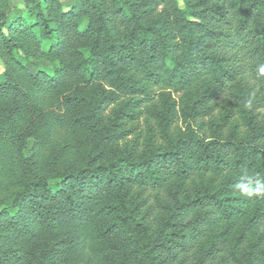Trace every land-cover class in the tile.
Returning <instances> with one entry per match:
<instances>
[{"label": "trees", "instance_id": "16d2710c", "mask_svg": "<svg viewBox=\"0 0 264 264\" xmlns=\"http://www.w3.org/2000/svg\"><path fill=\"white\" fill-rule=\"evenodd\" d=\"M27 7L0 39L48 40L59 64L0 79V264H264V0ZM52 87L64 102L42 111Z\"/></svg>", "mask_w": 264, "mask_h": 264}, {"label": "rangeland", "instance_id": "374dc122", "mask_svg": "<svg viewBox=\"0 0 264 264\" xmlns=\"http://www.w3.org/2000/svg\"><path fill=\"white\" fill-rule=\"evenodd\" d=\"M60 2L63 10H69L73 5L78 4L82 0H57ZM179 6L184 9L186 6V0H177ZM8 9V11H7ZM165 7L160 6L159 8H155L152 12L153 14L150 17V23L153 25L161 26L165 22ZM7 12V16L9 22H16L17 18H26L28 20H32L33 22L36 21L35 17V9L32 12H28L27 7V0H0V16L3 12ZM5 29L6 35L9 34L8 27ZM12 40V39H11ZM10 38L4 40L3 38L0 39V79H4L5 73L9 70L14 73L15 81L22 87H26L31 84L32 77L29 75L36 74L39 70L48 71L49 74L54 73V68L58 66L59 61L55 59L54 61L50 58L48 54V50L50 48L51 42L48 40H44L42 45L38 47L34 40H29L28 38H23L22 33H15L14 39L11 41ZM21 62V63H20ZM61 87H52L47 89L46 92L42 93L41 96L37 98V101L34 102L35 105L40 107L42 111L47 109L53 108H60L64 102V97L67 93V90L60 89ZM91 87H88L90 89ZM74 90V89H73ZM36 95V94H35ZM35 97V96H34ZM20 104L23 102L19 99ZM23 104V103H22ZM31 101L28 104L21 105L20 108V123L21 126L25 124V122L30 117V111L32 110ZM25 106V107H24ZM218 114V113H215ZM209 118H201L192 120L191 124L193 127L201 132L204 136H208L210 133L207 129V124L209 122ZM176 124H180L183 126L182 120L179 118L177 119ZM24 128H21L18 131V135H22ZM66 136L64 131H61L57 138V142H61L64 140ZM27 147L29 149H36V140L33 138H29L26 141ZM89 147L93 148V144L88 145ZM79 150V148H78ZM44 152L47 154L49 153L48 149H44ZM79 154V151L77 153ZM75 156V155H74ZM73 156V157H74ZM23 171L26 170L24 166L20 167ZM46 238V234L43 235ZM255 239H259L256 235ZM261 241V240H260ZM12 244L22 245L23 246V254L25 255L26 251L31 249V247L35 244V239H28L23 240L19 238H15L12 241ZM263 245L264 242L261 241ZM28 255V254H27ZM59 264H80V260L78 259H71L67 260V258H63Z\"/></svg>", "mask_w": 264, "mask_h": 264}, {"label": "clouds", "instance_id": "9594fccd", "mask_svg": "<svg viewBox=\"0 0 264 264\" xmlns=\"http://www.w3.org/2000/svg\"><path fill=\"white\" fill-rule=\"evenodd\" d=\"M237 187H242V186H240V185H237ZM243 191H244V189L242 188V193H243Z\"/></svg>", "mask_w": 264, "mask_h": 264}]
</instances>
